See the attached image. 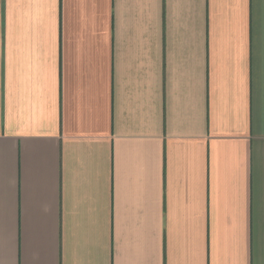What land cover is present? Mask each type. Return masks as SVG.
<instances>
[{"label":"crops","instance_id":"1","mask_svg":"<svg viewBox=\"0 0 264 264\" xmlns=\"http://www.w3.org/2000/svg\"><path fill=\"white\" fill-rule=\"evenodd\" d=\"M0 264H264V0H0Z\"/></svg>","mask_w":264,"mask_h":264}]
</instances>
